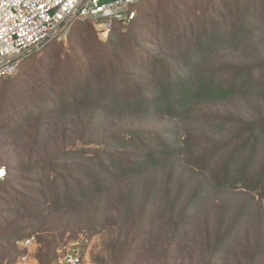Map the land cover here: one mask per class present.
Masks as SVG:
<instances>
[{
  "label": "trees",
  "instance_id": "obj_1",
  "mask_svg": "<svg viewBox=\"0 0 264 264\" xmlns=\"http://www.w3.org/2000/svg\"><path fill=\"white\" fill-rule=\"evenodd\" d=\"M136 8L135 19L128 25L116 23L108 40L99 38L93 23L78 21L69 35L80 45L77 51L70 48L72 40L65 45L54 41L46 58L27 60L16 74L0 79V141L12 138L19 141L20 149L17 157L6 161L9 174L0 185L12 183L18 171L27 176L29 189H50L55 184V201L61 199L62 186L65 195L83 196L81 202L93 192L97 201L107 195L117 206L135 203L145 177L161 176L167 180L165 185H171L177 170L183 173V156L206 146L203 155L210 167L221 162L213 172L219 183L214 186L206 178L194 195L188 196L184 188L168 202V218L177 209L183 217L168 224L174 236L188 218L199 213L208 219L206 199L214 190L224 191L227 179L238 183L251 177L262 187L264 198V164L256 167L257 160L264 163V117L243 109L249 103L253 106L257 98L264 99V0H144ZM51 62L57 71L55 79L49 77ZM35 71L34 79L30 73ZM229 106L237 116L226 112ZM163 117L194 128L186 134L173 126L168 137L178 134L172 150L169 138L151 128L152 119ZM109 119L116 121L114 129L107 126ZM51 126L61 141L69 131L81 143L58 149L47 140L48 133L53 134L47 133ZM102 126L105 129L92 139L93 131ZM118 132L124 140L114 149L110 142H116L113 133ZM59 157L76 161L65 165V174L58 172ZM132 191L135 195L126 199L124 195L131 196ZM158 194L159 188L154 187L153 197L158 199ZM172 196L171 188L164 189V199ZM32 199L28 195L17 201L19 209L12 220L10 210L3 213L9 233L1 235L2 240L31 231L19 219L43 210ZM247 201L246 206L258 210L255 219L261 229L263 205L254 196ZM151 203L148 199L143 211ZM239 224L233 223L219 237L216 254ZM212 229H201L204 239L221 232Z\"/></svg>",
  "mask_w": 264,
  "mask_h": 264
},
{
  "label": "rangeland",
  "instance_id": "obj_2",
  "mask_svg": "<svg viewBox=\"0 0 264 264\" xmlns=\"http://www.w3.org/2000/svg\"><path fill=\"white\" fill-rule=\"evenodd\" d=\"M90 25L95 27L93 24ZM98 35L102 41H106L100 34ZM65 40L55 41V44L62 43L65 45L72 40L70 48L72 47L76 51L79 49L80 45L75 44L74 37L70 36ZM51 43L49 42L42 51L25 59L22 66L27 60L31 62L33 59L40 61L38 57L46 58ZM81 58L85 59V56ZM235 58L238 57L235 56ZM47 68L49 69V77L55 79L57 76L55 63L51 62ZM35 75L36 71L30 73L34 79L36 78ZM29 88L33 89L32 82ZM249 104L243 108L246 113L264 117V99L257 98L253 106ZM231 109L232 107L229 106L226 112L237 116L238 113L234 112V109L230 112ZM140 122L142 125H146L145 120H140ZM106 124L114 129L116 121L109 119ZM150 124L152 129H160L165 134L164 138H169L171 150L175 149L174 142L178 134L175 133L174 136L168 137L172 134V131L169 130L173 126H178L179 131H184L186 134H188V128L194 129L187 122L169 120L167 117L152 119ZM104 129V126L95 129L91 136L92 139H95ZM196 130L199 129L196 128ZM49 131H52L53 134L48 133ZM75 131L77 130L75 129ZM47 133L50 136L47 140L56 145L58 149L66 145L72 146L81 143L69 131H66L67 135L61 141L53 126L47 129ZM76 135L80 138L83 137L79 134ZM120 135L122 132L113 133L116 142H110V146L114 149L117 143L124 140L121 139ZM182 135L184 138L185 134ZM18 145L19 141L14 142L12 138L0 141V165L7 166L6 161L18 156L20 150ZM91 147H94V143H91ZM205 147L194 148L193 155L183 156V173L180 169L177 170L171 185H165L167 180L161 176L152 177V179L145 177V184L141 182L136 195L137 202H121L120 207L115 205L107 195H102L99 201L95 200L97 196L93 195V192L89 195L90 197L81 202L83 196L80 194L79 197L65 195L62 186L58 190L61 199L55 201L54 194L57 195L55 184L51 185L50 189L37 187L39 192L33 193L36 189L34 187L29 189L25 183L27 176L15 171L12 176V183L0 185V237L9 233L7 224H4L3 213L10 210L12 217L9 219H14V213L17 211L16 209H19L17 201L23 200L28 195L32 196V200L43 210L38 215L29 217V219H19L21 222L26 221L31 231L17 234L12 239L7 238L9 240L0 238V264H17L19 256L25 251L19 247V243L31 236L34 238V243L30 248L32 259L38 260L39 264H59L63 256L64 246L73 240L81 239L82 235L89 239L88 244L84 246L85 259L83 264H264V224L261 229L258 228L259 224L255 219L258 210L255 206H246L248 198L254 196L256 201L260 200L264 212V198L261 197L262 187L254 184L251 177L245 182L238 183H231L227 179L228 186L224 191L214 190L206 199L205 205L210 211L208 219L203 220L201 214L198 213L193 219L188 218L189 220L179 229L178 233L172 235L173 227L168 224L170 222L175 224L183 217L177 209L178 213L173 214V217L169 219L168 202H172L174 197L178 193L180 195L184 188L188 196L194 195L195 189L199 187V184H203L206 178L214 186L219 183V179L213 172L220 169L221 162H215L210 167L203 155ZM223 152L225 153L222 155V162L224 163L227 159L228 150ZM36 155L43 156L41 152L36 153ZM24 157L30 158L31 156ZM72 162L76 161L59 157L58 172L65 174L67 169L65 165H71ZM257 162L256 167L264 164L262 159L261 161L257 160ZM169 186L173 191V196L170 200H166L164 199V189H170ZM154 187L159 188V194L161 193L159 197V194L157 195L158 199L153 197ZM32 189L33 191H31ZM10 191L12 193L9 194ZM134 195L135 192L132 191L131 196L124 195V197L130 200ZM43 197H47V199L43 200ZM148 199H151L152 203L149 204L150 207L146 211H143L142 206H147L145 203ZM102 200L104 203H101ZM180 201H184L183 196ZM225 204L230 205V209L227 211L224 209ZM179 207L180 205H178ZM245 218L246 221H244ZM236 222L240 224L234 232V236L225 240L227 245L216 254L215 247L220 244L219 237L230 230L232 224ZM207 226L213 227L211 231L220 229L221 232L217 235L211 234L210 238L204 239L201 229ZM159 229L162 232H159Z\"/></svg>",
  "mask_w": 264,
  "mask_h": 264
},
{
  "label": "built area",
  "instance_id": "obj_3",
  "mask_svg": "<svg viewBox=\"0 0 264 264\" xmlns=\"http://www.w3.org/2000/svg\"><path fill=\"white\" fill-rule=\"evenodd\" d=\"M144 0H0V79L15 74L23 61L49 42L65 40L78 21L93 23L107 40L116 23L128 25ZM8 176L0 166V181ZM88 238L64 246L59 264H83ZM33 236L19 243L24 251L17 264H39L31 257Z\"/></svg>",
  "mask_w": 264,
  "mask_h": 264
},
{
  "label": "clouds",
  "instance_id": "obj_4",
  "mask_svg": "<svg viewBox=\"0 0 264 264\" xmlns=\"http://www.w3.org/2000/svg\"><path fill=\"white\" fill-rule=\"evenodd\" d=\"M22 66V65H21ZM21 68V67H20ZM13 75V74H12ZM8 76H11V75H8ZM7 77V76H6ZM0 166H5V165H0ZM7 168V166H5ZM8 170V168H7ZM8 174H9V170H8ZM8 177V176H7ZM4 181V180H3ZM1 182V181H0ZM87 238V237H86ZM89 240V239H88ZM89 242V241H88ZM88 244V243H87Z\"/></svg>",
  "mask_w": 264,
  "mask_h": 264
}]
</instances>
